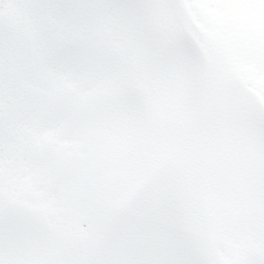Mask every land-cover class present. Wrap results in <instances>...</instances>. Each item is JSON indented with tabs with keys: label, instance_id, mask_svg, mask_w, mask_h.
I'll return each instance as SVG.
<instances>
[{
	"label": "snow or ice",
	"instance_id": "snow-or-ice-1",
	"mask_svg": "<svg viewBox=\"0 0 264 264\" xmlns=\"http://www.w3.org/2000/svg\"><path fill=\"white\" fill-rule=\"evenodd\" d=\"M0 264H264V0H0Z\"/></svg>",
	"mask_w": 264,
	"mask_h": 264
}]
</instances>
